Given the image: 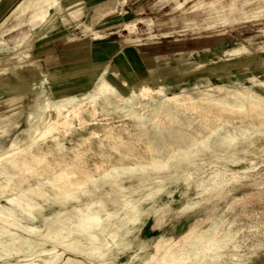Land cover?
Segmentation results:
<instances>
[{"label":"rangeland","instance_id":"rangeland-1","mask_svg":"<svg viewBox=\"0 0 264 264\" xmlns=\"http://www.w3.org/2000/svg\"><path fill=\"white\" fill-rule=\"evenodd\" d=\"M18 1L8 0L0 7V20ZM80 6L82 10H76ZM37 9L40 13L49 12L45 1L37 4ZM71 11H74L72 18L65 19L67 15L63 16V13ZM55 16L60 17L58 22L62 26L41 38L33 39L35 30L28 25L10 30L0 38V208L11 205L7 197L20 199L24 194L37 198L39 202H46L39 188L45 194H52L57 201H60L59 192L74 189L80 198L72 199V204L84 208L82 201L98 199V194L86 191V187L98 185L102 191L105 188L117 189L115 182L104 184L103 181L104 177L110 178L103 176V172L112 163L138 160L129 155L121 158V152L127 145L136 151L142 149L137 136L139 130L129 115L98 112L92 117L84 109L85 103L78 101L71 108L77 109V113L88 119L86 122L79 124L78 117L72 116L73 127L55 125L45 133L44 125L40 123L39 129L26 131L25 138L14 147H9L11 140L19 139L18 135L24 129L37 123V114L32 113L36 105L39 110L47 102L45 114H52L53 104L61 98L64 88L84 92L89 89L90 78L98 71L101 75H108L112 65H115L125 77L123 81L129 83L146 81L152 87L151 79L155 77L156 81L163 83L167 94L176 92L182 97V94L202 96L214 93L232 100H239L242 95L226 93L224 88L219 90L216 86L227 79H242L244 84H249V77L264 80V69L258 60H264V0H57L51 9V17ZM15 23L16 19L10 18L0 32ZM240 46L247 49L237 53L233 51ZM130 53L136 56L138 64L130 58ZM238 59L242 64H235ZM35 64H40L52 74L48 87L41 93H37V88L33 86L24 88L34 76L32 71ZM138 66L140 69H136ZM256 87H253L251 94L262 96ZM235 90L248 93L240 84L233 85ZM37 94L40 101L35 102ZM158 97L163 98V95L144 93L141 100L149 106L144 105L141 109V105L137 104L136 107L145 114L152 109L154 99ZM183 108L184 114L192 116L193 120L195 116L204 118L209 127L225 135L226 126L219 125L223 118L218 119L210 104L204 102L201 107H195L185 103ZM18 111L22 113L15 120L11 116ZM232 121L258 126L262 119L250 115L238 116ZM104 126L117 129L124 140L112 139ZM227 126L231 128V124ZM149 128L154 133L164 132L161 121L157 127ZM239 129L236 128L238 132ZM54 135L59 139L67 138L65 147L59 148L53 144ZM260 135L252 145L253 151L243 160H200L202 169L190 170V176L201 175L211 181L213 172L221 171L218 179L212 181L223 186L219 195L210 198L212 202L209 207L202 208L192 224L191 234L178 244L173 243L180 238V234L175 232L171 241L151 242L144 249L129 246L128 253H138L141 258L132 260L130 264H201L202 261L191 263L189 258H184L185 252L179 253V250L184 246L191 247V242L204 234L221 239L219 246L215 242L208 245L198 242L193 246L206 254L205 260L210 264H222L224 259L236 261V264H264V133ZM33 138L35 140L32 142ZM76 149L81 150L82 154H78ZM152 168L158 171L157 166ZM70 171H75V174H66ZM91 176L100 178L94 181ZM70 179L75 183L71 184ZM180 182L183 184V179ZM60 187L65 189L60 190ZM184 190L193 198L198 194L192 183ZM103 194L106 196L105 205L111 207L119 203L114 192ZM163 197L165 200L174 199L176 203L185 199L179 191ZM118 209L120 212L131 211L127 206ZM193 212L194 209L179 213L169 211L158 219L150 217L142 233L144 237H153L160 228H173L175 221L191 218ZM76 214L74 210L71 218L63 220L69 233L65 228L60 231L53 224L55 229L47 234L30 235V245L40 247L44 243L52 247V252L61 253L58 262L53 264H64L67 259L78 260L82 264H108L110 259L104 258L102 246L97 242L110 238L104 233L100 237L88 236ZM4 223L18 230L16 224L0 215V224ZM226 231L233 233L230 240L224 237ZM74 249L77 251L74 252ZM86 250L90 254H85ZM215 253H219L220 257L212 260L210 256L214 257ZM21 255V252L15 254L10 261L22 262L17 259ZM126 260L125 254L118 258L122 263Z\"/></svg>","mask_w":264,"mask_h":264},{"label":"bare ground","instance_id":"bare-ground-1","mask_svg":"<svg viewBox=\"0 0 264 264\" xmlns=\"http://www.w3.org/2000/svg\"><path fill=\"white\" fill-rule=\"evenodd\" d=\"M42 1L47 2L50 7L56 3V0H34L33 2L40 4ZM41 16H43V19L46 22H51L55 18L51 17V15L45 16V14H41ZM241 49L247 48L246 46H241L234 50V52L237 53V51ZM258 60L264 69V60ZM136 69H140V67L138 66ZM153 72L158 73L159 71L153 70ZM92 76L93 77L90 78L91 81L89 80V89L87 88L88 90L84 92L81 91V93H78L81 89L72 90L67 87L64 88L63 93L60 96L61 98L57 99L53 104L52 114H45L46 107L48 106L47 102H44L45 105H41L39 110L35 104L36 108L32 110V113L37 114V123L32 124L26 130L24 129V131L18 135L19 139H13L12 136L13 140L9 143V147H14L17 145L18 141L25 138L26 131L28 133V131L39 129L40 123L44 125L45 129L43 133H45L48 130H51L55 125H61L65 128L73 127L74 122L71 119L72 116L78 117L79 124L81 122H86L88 119L83 118L81 113H77V109L71 108L73 103L78 101L79 103H85L86 107H84V109H87V113L92 117L98 112L103 114L120 112L122 115H129L132 118L136 129L139 130L137 136L142 144L139 145L142 149L136 151L135 149H130L132 147L127 145L126 148H124V151L121 152V158L123 159L129 155L138 160L126 162L117 161L112 163L110 167L103 172V176L108 175L110 178L104 177L103 181L104 184L115 182L117 189L105 188V190L102 191L98 185L86 187V191H95L98 194V199L82 201L84 208L76 207V205L72 204V199L80 198V196L75 194L74 189L70 190L62 187H60V190H65L58 193L60 201H57L52 194H45L46 192L41 188H39L43 195L41 196L44 201L47 199L46 202H39L37 198H32L28 196V194H24L20 199L7 197L11 205L6 208H0V215L7 221L16 224L18 230L9 227L6 223L0 224V260H2L0 264H53L54 262H58L61 253L52 252V247H47L44 243L41 244L40 247L38 245H30L31 240L29 236L47 234L55 229L53 224H56L60 231L65 228L69 233L70 230L67 229L68 226L63 220L64 218H71L74 210L77 211L76 216H78L80 224H84L82 228L88 236H99V234L105 233L106 226L103 223L104 214L89 213L87 211V209L95 207V204H100L98 205V207H101L99 210H105V208H103L105 206L103 203L104 198H106L103 194L104 192L106 194L114 192L119 203L112 206V209L116 210L111 230L113 233V240L101 239L97 243L102 246L103 253H105L104 258L108 257L110 259L108 264L114 263L115 255L122 248L121 244H116V242H114L118 240L116 237H119L122 232L120 223L123 216L120 215L118 208L121 206L130 207L134 212L130 217H141L145 215L151 207L161 205L162 208L166 205L157 201L160 194L170 189H181L183 192L187 193V191L184 190V187H187L191 183L197 188L198 194L195 198L189 196L183 204V208H196L198 205H203L204 207V203L208 201V194L216 191L221 192L222 190L223 186H219L217 181L212 183L215 178L221 175V171H214L210 181V178L205 179L204 176L201 175L199 177H191L190 174H192V172L190 170H201L202 165L200 164V160L204 161V159L210 161L226 159L234 162L243 160L253 151L252 145L259 137H261L259 134L264 133V80L249 77V84H244L242 79H227L222 82V84L216 86V89L219 90L224 88V91H227L226 93L231 94L232 92H236L237 94L242 95L239 100H232V98L225 95L224 97H221L216 96L214 93H205V95L202 94V96L182 94V97L176 92L167 94L163 87V83L156 81L155 77L151 79V82L153 83L152 87H150L146 81H142L141 83H129L123 81L125 77L118 71L115 65H112V70L108 75H101L98 71ZM235 84H240L241 87H245V91L248 93L245 94L241 90L233 91V85ZM254 86H258L256 88L259 89L262 96L251 94ZM24 88L29 89L27 84ZM144 93H157L163 95V98L158 97L156 100L154 99V106L145 114L136 107L137 104L141 105V109L144 108V105L149 106L147 102L141 100ZM34 100L35 102L40 101V95L37 94ZM204 102L210 104L215 109L218 119L223 118L219 125L226 126L225 135L222 136L217 129L209 127V123L204 121V118L195 116V119L193 120L192 116L190 117V115L186 113L184 114L183 106L185 103L188 105L191 104L195 107H201V104H204ZM180 109L183 111L181 110V112ZM21 113L22 112H14L11 117L16 120L21 116ZM250 115H256V117L262 119L258 126L237 124V122L233 123L232 121L235 117ZM159 121L164 124V132L160 134L152 132L149 128L157 127ZM228 124H231V128L227 126ZM237 127L240 128L239 132L236 130ZM104 128L107 130L106 133L112 139H117L119 141L124 140L123 136L120 134L121 132L117 129L109 126H104ZM173 132H175L174 135L171 134ZM53 138L54 145L59 148L65 147V140L67 138L59 139L57 135H54ZM85 138L86 137L81 140H84ZM34 140L35 139L33 138L32 142ZM99 140L101 139L99 138ZM76 150L78 151V154H82L81 150ZM152 166H157L158 171L153 170ZM245 166L247 167V165ZM161 168L165 169L162 170ZM66 174L73 175L75 174V171L66 172ZM98 178L100 177L95 176V178H93L91 176V180L94 181ZM180 179H183V184L180 182ZM48 181L53 183L51 178H48ZM70 183L74 184L75 182L73 179H70ZM209 203L207 204V208L210 205ZM195 220L196 219L193 220L192 224ZM192 224L187 230L179 233L180 238L178 240L175 239L176 241L173 243L178 244L188 237L193 231ZM231 234H233L231 231H226L224 236L225 239L230 240ZM173 235L174 233L169 234V236L160 235L159 239L157 238L153 242H159L162 240L171 241L173 240ZM220 240L221 239L215 238L210 234L200 235L191 242V247L186 248L184 246L183 249L181 248V250H179V253L185 252L184 258H189L191 263H199L202 261L201 264H210L209 261L205 260L207 257L206 254L202 253L203 251L200 249L195 250L193 246L198 242H205L207 245L211 242H215L217 243L215 245H218ZM138 242L139 248L141 249H144L149 245V240L139 239ZM36 247L38 249L35 250ZM73 251L75 252L77 250L74 249ZM20 252L22 255L18 256L17 259L22 260V262L10 261L11 257ZM86 253L88 254L89 251L86 250L85 254ZM214 255V257L210 256L212 260H216L220 257L219 253H215ZM37 256L40 257L36 258ZM64 264L82 263L78 260L67 259ZM222 264H236V261L224 259Z\"/></svg>","mask_w":264,"mask_h":264},{"label":"crops","instance_id":"crops-1","mask_svg":"<svg viewBox=\"0 0 264 264\" xmlns=\"http://www.w3.org/2000/svg\"><path fill=\"white\" fill-rule=\"evenodd\" d=\"M34 0H19L11 9L10 11L0 20V31L2 30V27L6 24V22L10 19V18H14L16 19V23L12 26V27H8V28H3L4 31L0 32V38L2 35L6 34V32L10 31V30H15L18 27H21L23 25H28L30 27L31 30H35V34L33 39L36 38H41L44 35H46L49 31L55 30L57 28H60L62 26V23H59L58 20L60 17H56L51 21V22H44L43 16H41V14H45L46 16H50L51 15V9L55 6V4L53 6H48V13L44 12H39L37 9V3L33 2ZM8 2V0H0V7L3 4H6ZM43 2V1H42ZM41 2V3H42ZM57 2V0H56ZM82 6L77 7L76 10L81 9L82 10ZM74 11H71L69 13H71V15H69V13H63V16L67 17L65 19L69 20L70 18H72V14ZM39 16V17H38ZM6 20V21H5ZM5 23L2 25L1 23L4 22ZM55 21V22H53ZM46 23V26L41 27L42 24ZM221 41V39H220ZM241 47V46H240ZM239 48V47H237ZM237 48L233 49L236 50ZM130 58L132 60H134L135 63L138 64V61L136 59V56L133 53H130ZM244 62V60H242ZM235 64H242L241 60L238 59V62H235ZM234 64V65H235ZM245 64V63H244ZM32 73H34V76L32 78L31 81H28L26 84L28 85L29 89L33 86L35 88H37V93H41L45 87H48V83L49 80L52 76V74L50 72H48L47 70H45L40 64H35L34 65V69L32 71ZM222 84V83H221ZM220 85V84H218ZM2 89V86L0 85V91ZM176 191L180 192L181 197H184L185 199L179 203L174 202V199H170V200H165V198L163 197L165 194L166 195H172L174 194ZM219 195V192H211L210 194L207 195L208 201L206 203H204V207L207 209V204L209 203V201L212 202V200H210L211 197L213 196H217ZM189 197V193H185L183 192V190L181 189H170V190H166L165 192H163L162 194L159 195V197L157 198V201L164 205L161 208V205H157L154 207H151V209L143 216L141 217H130V215H132L134 212L133 210L131 211H119L120 215L123 216L121 218V223H120V227L122 228V232L120 233L119 237H116V244H121L122 248L121 250L115 255L114 257V263L111 264H130V262L134 259H141L138 256V253L135 255L128 253V247L129 246H137L138 249L139 248V239H145V240H149V245L151 242H153L155 239H159L160 235H165V236H169V234L171 233H182L185 230H187V228H189V226L192 224L193 220L196 219V217L199 215L200 212H202V206H197L195 207H189V208H183V204L186 202L187 198ZM99 208L97 205L95 207H93V209H91L89 212L90 213H99V214H104V218H103V223L105 224L106 228H105V233L104 235H108V237L110 238V240H113V233H112V221L114 219V213L116 212V210L112 209V206L109 207V205H105L103 208H105V210H99ZM124 207H120V209H123ZM189 209H194V212L192 213V217L189 219H185V220H178L175 221L173 224V228H171L170 226H164L162 228L159 229L158 233L153 236V237H144V234L142 233V229L143 226L145 225V223L147 222V220L150 217H155L156 219H158L159 216H161L163 213L165 212H169V211H173V212H182V211H187ZM126 218V219H123ZM100 237V234H99ZM106 240V239H105ZM126 255L127 256V260L125 262H119L118 258L121 255ZM143 260V259H142Z\"/></svg>","mask_w":264,"mask_h":264}]
</instances>
